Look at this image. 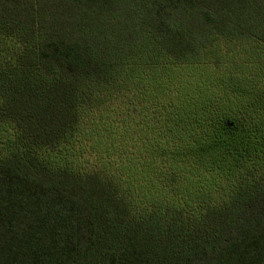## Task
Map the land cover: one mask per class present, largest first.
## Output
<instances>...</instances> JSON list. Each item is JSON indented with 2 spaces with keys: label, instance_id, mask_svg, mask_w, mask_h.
<instances>
[{
  "label": "trees",
  "instance_id": "1",
  "mask_svg": "<svg viewBox=\"0 0 264 264\" xmlns=\"http://www.w3.org/2000/svg\"><path fill=\"white\" fill-rule=\"evenodd\" d=\"M0 264H264V0H0Z\"/></svg>",
  "mask_w": 264,
  "mask_h": 264
}]
</instances>
